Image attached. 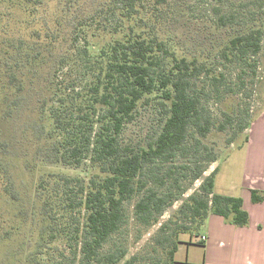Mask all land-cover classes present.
Wrapping results in <instances>:
<instances>
[{
    "label": "trees",
    "instance_id": "trees-1",
    "mask_svg": "<svg viewBox=\"0 0 264 264\" xmlns=\"http://www.w3.org/2000/svg\"><path fill=\"white\" fill-rule=\"evenodd\" d=\"M221 1L213 11L224 37L186 53L163 26L179 14L174 0H21L28 37L5 67L3 87L15 99L27 87L40 93L35 151L43 162L92 170L87 177L41 176L27 190L4 186L13 219L5 236L20 240L5 258L21 264H175L180 234L198 236L209 214L248 225L242 198L214 190L218 165L203 174L256 118L242 109L238 95L255 82L264 0H240L226 11ZM108 13L114 24L105 22ZM79 62L87 77L62 86ZM225 68L233 70L234 81ZM210 102L218 106L217 117ZM141 104L158 111L157 128L143 142L123 143L122 131ZM227 129L224 144L210 140ZM247 140L244 135L235 148ZM7 152L0 142L2 170L12 162ZM195 182L198 187L182 198ZM179 199L158 229V256L138 262L123 246L107 247L127 224V204L148 226ZM263 200L264 191L251 190L253 203Z\"/></svg>",
    "mask_w": 264,
    "mask_h": 264
},
{
    "label": "rangeland",
    "instance_id": "rangeland-1",
    "mask_svg": "<svg viewBox=\"0 0 264 264\" xmlns=\"http://www.w3.org/2000/svg\"><path fill=\"white\" fill-rule=\"evenodd\" d=\"M177 6H180L179 14L167 18L163 26L169 35L175 40L178 48L183 52H190L204 47L212 38L213 40L224 37V29H216L213 8L217 5L215 0H174ZM240 0H222L219 4L223 11L236 9ZM24 4L21 0H0V142L7 143V153L12 154V162L7 170L0 169V264H21L11 258H5L7 251L15 249L19 238L7 237L5 232L10 230L13 223L12 207L8 195L4 194L3 189L9 182L17 187L27 190L33 188L41 176L50 174H65L71 176L87 177L92 170L83 164L78 167L65 166L59 163L43 162L40 155L36 154V124L38 120L39 108L38 99L40 93L30 90L29 87L15 96L3 87L5 67L11 66L13 60L19 57L17 48L20 47L21 41L26 43L28 32L26 30V14ZM106 23L114 24V16L106 14L104 18ZM14 45V49L12 48ZM22 45V44H21ZM96 46V45H93ZM17 47V48H16ZM13 56V57H12ZM71 72L62 81L64 86L67 81H84L87 77L84 62H79L71 67ZM230 72V79H233V70L226 69ZM60 80V79H59ZM249 80V79H247ZM255 82L246 83L243 92L238 95L242 109L248 107L250 114L259 116L264 110V36L261 45V51L258 56L257 73L254 77ZM2 84V86H1ZM40 92V91H39ZM37 93V94H36ZM212 114L218 116V106L215 103H209ZM158 111L152 106L141 104L137 110L133 121L127 123L121 134L123 143L137 144L143 142L152 135L158 125ZM245 130L237 136V142L225 148L224 159L229 152L235 148L237 143L242 141ZM230 129L225 132L214 131L210 140L218 141L224 144L225 139L229 136ZM224 159L207 164L204 176L208 175L212 169L221 163L222 181L227 184V165ZM224 160V161H223ZM222 161V162H221ZM224 162V163H223ZM6 171V172H5ZM199 185L195 182L190 185L189 189L182 198L187 197ZM182 199L164 209L163 213L157 216V222L145 226L136 220L130 213L131 205L127 204V224L117 234H114L107 245H117L126 248V256L133 254L138 255V262H144L151 257L159 254L156 237L159 233V227L169 219L172 211L176 209ZM16 236V235H15ZM188 233L180 234V239H189ZM23 264H46L42 261ZM55 264V263H54Z\"/></svg>",
    "mask_w": 264,
    "mask_h": 264
},
{
    "label": "crops",
    "instance_id": "crops-1",
    "mask_svg": "<svg viewBox=\"0 0 264 264\" xmlns=\"http://www.w3.org/2000/svg\"><path fill=\"white\" fill-rule=\"evenodd\" d=\"M246 135L242 147L233 148L224 159L228 163L227 184L221 179L222 164H218L214 190L242 198L249 213L248 225L234 226L220 215L209 214L198 236L182 238L175 264H264V200L251 201L252 189L264 191V110Z\"/></svg>",
    "mask_w": 264,
    "mask_h": 264
},
{
    "label": "built area",
    "instance_id": "built-area-1",
    "mask_svg": "<svg viewBox=\"0 0 264 264\" xmlns=\"http://www.w3.org/2000/svg\"><path fill=\"white\" fill-rule=\"evenodd\" d=\"M204 239H205L204 236H201V237H200V241H203Z\"/></svg>",
    "mask_w": 264,
    "mask_h": 264
}]
</instances>
